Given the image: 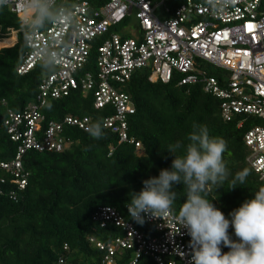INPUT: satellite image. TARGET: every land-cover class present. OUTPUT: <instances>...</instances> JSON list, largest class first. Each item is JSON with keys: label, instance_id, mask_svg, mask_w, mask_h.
I'll list each match as a JSON object with an SVG mask.
<instances>
[{"label": "built area", "instance_id": "obj_1", "mask_svg": "<svg viewBox=\"0 0 264 264\" xmlns=\"http://www.w3.org/2000/svg\"><path fill=\"white\" fill-rule=\"evenodd\" d=\"M47 3L56 20H45L39 28L29 25L31 13L20 11V0L0 5V10L9 9L22 25L0 35V43L10 42L6 46L14 44L19 34L24 35L26 54L17 73L26 75L38 65L53 69L40 83L37 103H30L22 112L7 111L4 127L20 145L12 162L0 161V170L14 174L20 188L27 185L22 163L27 151L60 153L71 146L63 136L64 126L88 132L91 123L89 117L67 116L63 122L50 121L42 132V110L49 99L58 100L76 91L91 96L95 109L112 110L104 127L118 134L120 142L135 143L129 137L128 118L136 109L126 85L136 70L145 68L150 70L151 82L168 84L176 74L179 85L202 83L207 93L221 101L222 117L227 122L237 116L254 118L257 125L245 134L251 152L247 162L264 179V0H235L218 10L207 0ZM132 19L136 28L127 31ZM206 66L219 70L220 76L211 75ZM2 103L6 105L5 100ZM135 145L141 147L140 143ZM144 219L156 225L157 237L144 239L113 208L105 207L95 214L94 220L112 221L126 232L124 239L108 245L109 255L102 264H114L112 257L119 247L136 249V259L130 264H138L142 253L151 255L158 264H188L190 237L179 221L172 215H145ZM231 238L236 239L235 235ZM97 246L104 249L100 243Z\"/></svg>", "mask_w": 264, "mask_h": 264}, {"label": "trees", "instance_id": "obj_2", "mask_svg": "<svg viewBox=\"0 0 264 264\" xmlns=\"http://www.w3.org/2000/svg\"><path fill=\"white\" fill-rule=\"evenodd\" d=\"M19 25L9 9L0 10L1 33L18 29ZM9 44L0 43V161L6 163L14 160L20 145L11 140L4 127L8 109L22 112L30 103H37L40 83L53 70L38 65L26 75H19L17 69L26 54L24 35L19 34L14 44L6 46ZM95 58L93 52L91 59ZM206 69L213 76L221 74L210 66ZM149 76L148 68L138 69L126 85L136 109L128 118V133L140 148L135 143L120 142L118 134L104 127V119L112 115V110L95 109L91 96L76 91L47 101L42 110V132L50 121L63 122L67 116L89 117L91 123L102 122L104 136L93 139L78 127L64 126L63 136L71 141L69 148L60 153L29 150L23 156L27 174L23 189L14 174L0 170V264H102L109 255L108 245L126 236L124 227L94 220L105 207L115 209L144 239L157 237L155 224L145 219L137 223L129 216V193L139 192L143 180L171 168L174 157L167 149L177 141L186 146L193 123L207 126L210 136L227 142L223 159L230 175L222 186L210 184L205 194L226 218L230 219L229 212L254 198L264 186V179L247 162L251 152L245 134L257 125L254 118L237 116L227 122L222 117L221 101L207 93L202 83L179 85L175 74L170 83L163 84L151 82ZM241 120L244 122L239 128ZM177 154H183V149ZM244 169L250 173L245 184L237 183L235 189H230L235 174ZM174 190L177 199L173 207L178 212L185 199L183 185L174 186ZM229 235L234 236L232 228ZM136 254V249L119 247L113 263L130 264ZM138 264L158 263L142 253Z\"/></svg>", "mask_w": 264, "mask_h": 264}, {"label": "clouds", "instance_id": "obj_3", "mask_svg": "<svg viewBox=\"0 0 264 264\" xmlns=\"http://www.w3.org/2000/svg\"><path fill=\"white\" fill-rule=\"evenodd\" d=\"M7 0H0L3 5ZM235 0H207L219 9ZM20 11H29V25L43 26L45 20L55 22L56 14L50 11L47 0H20ZM66 22V17L61 16ZM87 131L93 139L104 136L102 122L89 124ZM186 146L177 141L169 145L167 152L174 158L171 168L161 169L159 175L142 181L139 192H130L126 204L128 214L137 223L144 216L162 218L172 215L190 237L191 249L188 264H264V186L246 199L238 208L228 213L230 219L206 198L207 187L223 185L230 172L224 162L227 142L221 137L209 135L205 125L192 124ZM183 149V154H177ZM244 169L235 174L230 189L244 185L249 175ZM183 185L184 202L178 212L174 209L177 191L174 186ZM203 193V194H202ZM144 214V215H142ZM234 230L235 240L229 235ZM228 248L224 252L222 248Z\"/></svg>", "mask_w": 264, "mask_h": 264}, {"label": "rangeland", "instance_id": "obj_4", "mask_svg": "<svg viewBox=\"0 0 264 264\" xmlns=\"http://www.w3.org/2000/svg\"><path fill=\"white\" fill-rule=\"evenodd\" d=\"M169 7H172V5L168 4ZM19 27H22V25H19ZM18 27V28H19ZM135 22L134 20L132 19L131 21V24H128V28H127V31H130V30H135ZM0 35H1V32H0Z\"/></svg>", "mask_w": 264, "mask_h": 264}, {"label": "snow or ice", "instance_id": "obj_5", "mask_svg": "<svg viewBox=\"0 0 264 264\" xmlns=\"http://www.w3.org/2000/svg\"><path fill=\"white\" fill-rule=\"evenodd\" d=\"M249 30H251V25H249Z\"/></svg>", "mask_w": 264, "mask_h": 264}]
</instances>
